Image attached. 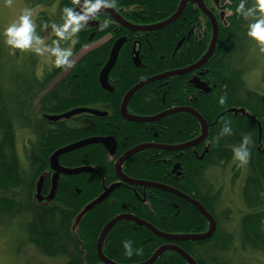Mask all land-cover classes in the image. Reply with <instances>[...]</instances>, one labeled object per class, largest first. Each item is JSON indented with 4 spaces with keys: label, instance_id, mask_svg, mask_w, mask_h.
Wrapping results in <instances>:
<instances>
[{
    "label": "trees",
    "instance_id": "1",
    "mask_svg": "<svg viewBox=\"0 0 264 264\" xmlns=\"http://www.w3.org/2000/svg\"><path fill=\"white\" fill-rule=\"evenodd\" d=\"M66 1L68 0H61L63 3ZM171 1L174 5L177 2V0ZM26 2L33 7L39 2L50 4L52 0H26ZM249 2L250 0H244L245 10ZM240 3L241 0H218L216 47L200 69L201 74L212 86L210 92L195 93L196 98L191 99L188 95L189 90L195 92L196 89L189 84L185 76L174 75L145 85L131 97L128 106L131 113L149 115L172 105H187L197 109L208 124L205 140L184 150L179 157H175L176 152L173 151L147 149L132 158V166L136 169L145 172L148 176L150 171L159 181L168 180V184L197 199L215 218L216 230L210 238L176 242L197 264H223L220 262V254L215 253V250L232 249L234 236L239 237L241 250L264 253V90L247 88L243 78V68L236 66L240 64V58L238 62L233 59L238 53L243 57L249 37L247 34L249 26L245 15L237 11ZM69 5L68 1L67 8H71ZM221 10L224 11L223 19L219 18ZM188 13L193 15V12L188 11ZM45 17H39L36 22L37 36L48 22ZM208 22H206L207 29H204L205 24L201 23L200 46L192 59L186 54V58L182 55L180 61V52L183 50L181 46L172 56L176 41L172 43L168 67H184L197 61L206 52L212 35V28ZM87 42V36L79 38L74 45V52L82 55L95 54L94 51L98 48L90 50L91 45H86ZM105 53L108 54L107 48ZM75 60L73 59L72 64ZM91 60L92 58H87L85 64H88L86 69L90 73L93 71ZM48 79L46 77L43 81H38L32 68L29 75L25 78L21 77L16 86L13 82L18 90L6 94L3 88L6 82H3L0 76V215L21 219L22 225L20 220L18 224L22 226L28 245L34 247L41 256L56 260L50 264H103L97 256L95 245L107 219L117 212L134 213L159 230L170 233H202L208 230L207 219L194 205L172 193L156 188L145 190L144 193L140 190L134 194L124 192L122 206L108 205L103 208L99 204L84 210L85 204H79L82 195L77 194L72 186H68L62 190L61 195L62 199L66 200V204L40 206L34 200L33 192L39 167L48 164L47 142L50 141L53 149L63 144L61 142H65L66 139L70 140L73 135L65 128L59 130L58 137H48L49 132L38 134L41 125L36 119L34 101L40 98L43 92V90L40 92V87L46 85ZM77 80L78 83L73 85L78 86L74 100L69 97L67 91L58 90L55 92V105H52L48 112H61L73 105L71 102L77 104L97 99L99 92L92 74L87 77L85 84L80 78ZM161 82H164V90L156 92L155 86ZM131 86L132 84L126 86L125 90ZM220 97L225 98V103L222 105L219 103ZM225 121H230L232 132L220 135ZM133 124L137 127L144 125L153 128L149 132L138 131L137 141L146 138L164 144H174L188 141L200 134V124L197 119L185 112L168 115L154 123ZM19 128H29L36 135L28 138L24 147V152L26 151L24 164L27 168L23 166V159L19 156L16 146ZM154 132L157 133V137H154ZM244 136L250 138L248 145L250 156L246 163L247 172L241 190L242 201L247 209L239 218L240 222L238 221L237 226L239 231L233 230L234 233H231L221 224L230 219V209L217 213L221 189L207 183L204 175L208 167L217 165L224 167L233 162L232 149L241 143ZM41 139L42 145L38 142ZM87 149H82L84 153L76 154L71 164H67L74 165L73 167L89 165L90 170L96 172L97 169L83 159L87 154L86 157L98 165L100 157L90 155L86 152ZM93 151L103 154L98 152L97 147ZM177 161L181 162L182 174L173 182L172 177L167 173ZM239 171L240 165L234 163L232 178H236ZM128 202L130 204H127ZM124 203L126 204L123 205ZM125 241L132 242L131 256L125 253ZM165 242L166 239L155 235L146 227L121 220L107 233L102 244V253L116 264H137L148 260ZM152 264H188V262L178 252L165 250Z\"/></svg>",
    "mask_w": 264,
    "mask_h": 264
},
{
    "label": "flooded vegetation",
    "instance_id": "2",
    "mask_svg": "<svg viewBox=\"0 0 264 264\" xmlns=\"http://www.w3.org/2000/svg\"><path fill=\"white\" fill-rule=\"evenodd\" d=\"M68 1L70 2L69 6L73 8L74 11L76 12L81 11L83 1L79 5L78 3L74 2V0H68ZM68 1H66V3H63L61 2V0H52V3L50 4L48 2L47 3L39 2L38 4L35 5V6L40 5L42 6L43 9H45L46 6L53 7L51 8V10L49 9V12L40 10V12L38 13V17L36 18V22H37L39 17L42 18L46 16L45 18L48 19V22L46 26L41 29V31L42 32L48 31L52 36L53 40H59V38L53 32L51 25L53 23L57 25H61L64 23L63 9L67 8ZM180 1L181 0H177V2H175L174 5V2L171 0H116L115 8H111L109 9V11L107 10L108 8H101L99 12L95 15V17L89 19L85 24V26L78 33H76L71 39L63 40L60 42V47L62 48L70 47L72 49L73 54L70 57V59L72 60V62L73 59H76L75 63H73L71 66L65 65L61 67H56L54 65L53 56L50 57L51 61L46 60V62H50V64L44 65L42 62L40 69L37 70L36 77L38 81H43V79L46 77L49 79L46 81L47 82L46 85L40 87L41 88L40 92H42L43 90V92L40 94V98L34 101V106L36 107V119L40 122L41 125L40 132L38 134L42 135L43 132L45 133L49 132L48 137L50 136L58 137L59 135L57 134H60L58 133L59 130L65 128V130L73 134L72 136L74 137L71 136L70 140L66 139L65 142L64 141L61 142L63 144L53 149H51L52 145L50 141L47 142L49 145V146L47 145L48 147L46 151V154H48V164L47 165L43 164L42 166L39 167V172L37 173V179L35 181V187L33 192L34 200H36V202L40 206H54V205L66 204V200H63L61 195L63 194L62 190H64V188L68 186H72L73 189L76 190L77 194L82 195L80 196L79 204L82 205L85 204L84 210L99 204L103 208L108 205L118 206L121 205V202L123 200L122 195L124 194V192L128 191L129 193L134 194L135 192L137 193V191L140 190L142 191V193H144L145 190L154 188L143 184L134 183L135 181H141V183L156 182L176 189V187H173L172 185L167 183L168 180L159 181L158 179L153 177L150 171H148L149 173L148 176L145 174V172L136 169L134 166H132L133 165L132 158L135 155H139L141 152L147 149L173 151L176 152L175 157H179L182 154V152L186 149L166 150L157 147H148L131 153L122 162L120 161V159L126 152L130 151L131 149H133L138 145L152 144L156 146H164V145L172 146V145H180L182 143L196 139L201 134V127H200V134L197 137L181 143L164 144L157 142L155 140H148L146 138L141 141H137L136 133L138 131L149 132L153 128L144 125H140L141 127H137L133 123H145V124L154 123L163 119L168 115L160 118L159 120L150 121V122H142V121L140 122L129 118L134 116L150 117L158 113L178 107H188L196 111L197 109L191 106L189 107L187 105L181 106L176 104L167 107L158 113H153L149 115H144V114L139 115V114L131 113L129 111L128 106L130 104V99H131L130 98L125 107L126 116H123L121 105L125 93L140 81L145 80L147 78H151L153 76H157L162 73L184 69L196 63L203 56L202 55L197 61L190 63L189 65H186L184 67H177V68L168 67L170 46L174 41H176V46L180 41L181 43L178 47L175 46L174 50L172 51L173 52L172 56L175 55L176 50L181 46L183 50H181L180 52V61L182 55L183 57L186 58V54H188L190 59H192L196 54V52L198 51V47L200 46L201 23L203 22V24H205L204 29H207V25H206L207 21H209L208 23L211 28L213 26L211 17H209L206 13L202 11V9L199 7L196 1H191V0L187 1L183 10L176 18H174L168 24L164 25V22L169 20L175 14L180 4ZM202 3L204 5L205 10H207V12L215 18L216 23L218 25L217 22L218 0H202ZM188 11L193 12V15L191 13H188ZM185 12H187V14H185ZM219 18L220 19L224 18L223 10L220 11ZM106 21L108 22L107 27H101V25H103ZM42 32L39 34V36L42 34ZM85 36H87V41H88L86 45L89 46L91 45L90 50L98 48L97 50L94 51L96 52L95 54L85 53L82 55L74 52L75 43H77L79 38L82 39ZM115 42H117V44L120 45V48L118 50L115 62L108 72L107 87H103L99 82V74L101 69L105 65L106 61L108 60L110 50L112 49V46L114 45ZM106 48L108 49L107 55L105 53ZM87 58L89 59L92 58L91 63H92L93 71L91 73L90 71L88 72L86 69L88 66V64L85 65L87 62L86 61ZM47 65H49V67H47ZM203 65L185 74H179L180 76H185L189 84L192 85L194 89H196L195 92L194 90H189L188 95L191 99L196 98V94H198V92H204L202 89L198 88L194 83L190 82L192 78L195 77L198 78L200 81L207 83V85L212 89V86L208 83L206 78L201 74L200 69H202ZM90 74L93 75L94 81L96 82V86L98 88L99 93L98 96L96 97L97 99H92V101L88 100V102L86 101L87 103L84 101L78 102L77 104L71 102L73 105H71L70 107H68L67 109L61 112L52 113L47 111L52 105H55L56 91L65 90L67 91L69 97L72 100H74L75 98L74 93L76 91V87L78 86H73V85H76L78 83L77 78H80V81H82L83 84H85L87 77ZM166 78H163L162 80ZM59 84L62 86H59ZM130 84H132V86L129 89L125 90L126 86ZM163 86H164V82L157 84L155 86L157 88L156 92H158L161 89L164 90ZM144 87L145 86H143L142 88ZM153 91H154V87H153ZM136 92H134V94ZM181 100L183 99L181 98ZM78 108H88L94 110L95 112L75 113L68 118H59L56 120H52L48 118L49 116L61 115L65 112ZM180 112H185V111H180ZM174 113H178V112H173L171 114ZM185 113H188L191 116H193L189 112H185ZM26 130L29 132L30 135L28 138H33L36 136L35 133H32V131L29 128H26ZM154 137H157V133L155 132H154ZM38 142L41 145L43 144L42 139L38 140ZM25 145H27V141L24 142V146ZM96 147L98 148V152H101L103 154L94 152L93 149ZM82 149L84 150L87 149L86 152H88L90 155H94V156L97 155L98 157H100L99 158L100 162L98 163V165L94 164V161L92 162L91 160H89L86 157L88 156L87 154L85 155V159H83V160H87L88 164L93 165L94 168L97 169L96 172L91 171L89 165L88 166L80 165L75 167H73L74 165L73 166L68 165L71 164L73 157L76 154L84 153ZM63 155H66L67 157H64ZM103 156H106L107 158L104 159ZM25 158H26V151L24 158L22 157V159L25 161ZM175 164H178L179 166L174 169ZM25 168H27L26 165ZM181 174H182V166H181V162L179 161L173 163L170 172L167 173V175H170L172 177L171 180L173 182L175 179H178V177H180ZM127 179L131 181L133 180V182L131 181L128 182ZM125 204L126 203H124L123 205ZM127 204H130V202H128ZM125 214L137 217L151 224L146 219L139 217L136 214L130 212H117L114 216L107 219V222L116 216L125 215ZM121 220H128V219L124 218ZM130 222L135 223L133 221ZM137 225L141 227H145L143 225H139V224ZM152 226L155 227L154 225ZM155 228L158 229L157 227ZM165 233L186 234V233H170V232H165ZM189 234H199V233H189ZM166 241L167 242H165L161 246L175 245L182 249V247L176 244L177 241H172L168 239H166ZM178 241H184V240H178ZM95 249H96V245H95ZM168 250H172V249H168Z\"/></svg>",
    "mask_w": 264,
    "mask_h": 264
},
{
    "label": "rangeland",
    "instance_id": "3",
    "mask_svg": "<svg viewBox=\"0 0 264 264\" xmlns=\"http://www.w3.org/2000/svg\"><path fill=\"white\" fill-rule=\"evenodd\" d=\"M257 3L258 0H250L248 4L247 9H255L253 15L245 16L248 26L254 23L261 15L260 10L256 7ZM51 8L53 7L46 6V8L43 9L40 5L31 7L26 0H12L11 4L8 3V0H0V63H2L0 76L1 80L6 82V85L3 87L6 94H9L13 90H18L15 86L20 81L19 79L21 77H27L32 68H34V73L37 75V70L40 69L42 62L44 65L50 64V62H46V60L51 61V55L47 52L37 53L34 49H13L5 43L3 29L15 21L24 9L32 10V20L37 29L36 18L38 17V13L40 10L49 12ZM39 37L43 40L44 45L52 46L54 40L48 31H43ZM239 58L240 64H236V66L239 65L243 68L245 86L257 91H263L264 51H261L259 42L252 37H248L247 50L243 57H241V53H238L233 59L235 62H238L237 60ZM47 67H49V65H47ZM29 136V132L26 128L18 129L16 146L19 156L23 158L25 155L24 142H26ZM22 162L25 167L24 160H22ZM234 163L240 165V171L236 178H232ZM246 172V164L241 165L238 161L234 160L224 167L221 165L208 167L204 175V179L207 183L213 184L215 188L221 189V198L217 213L222 210L230 209V219L226 223L222 222L221 224L223 228L231 233L233 230H238L239 218L247 209L241 197V190ZM19 220L22 225L23 222L20 218L0 215V264H31L32 262L33 264H40V262L42 264L52 263L54 260L41 256L34 247L26 243L22 226L18 224ZM234 241L235 242L231 245L232 249L228 251L215 250V253L220 254V262L223 264H264V253L241 250L239 247V237L234 236ZM27 257L29 259H27Z\"/></svg>",
    "mask_w": 264,
    "mask_h": 264
},
{
    "label": "water",
    "instance_id": "4",
    "mask_svg": "<svg viewBox=\"0 0 264 264\" xmlns=\"http://www.w3.org/2000/svg\"><path fill=\"white\" fill-rule=\"evenodd\" d=\"M83 0H80V3ZM188 0H181L180 4L178 6L177 11L175 12V14L167 21L164 22L165 24H168L169 22H171L174 18H176L180 12L183 10L185 4L187 3ZM191 1H196L199 5V7L202 9V11L204 13H206L209 17H211L212 20V35H211V40L209 43V46L206 50V52L203 54V56L194 64H192L189 67H186L184 69H180V70H174V71H170V72H166V73H162L159 74L157 76H153L151 78H147L145 80L140 81L139 83H137L136 85H134L132 88H130L124 95L123 97V101H122V105H121V109H122V114L123 116H126V110L125 107L129 101V99L131 98V96L134 94V92H136L138 89L142 88L143 86L155 81V80H159V79H163L169 76H174V75H179V74H185L187 72H190L192 70H194L195 68L201 67L203 64L206 63V61L211 57V55L213 54L215 47H216V43H217V39H218V25L216 23V20L213 16H211V14H209L207 12V10H205L204 5L202 3V0H191ZM78 3V5L80 4ZM108 8L107 10L109 11ZM181 41L178 43V45L176 47H178L180 45ZM120 48V45L117 44V42L114 43V45L112 46V49L110 50L109 53V57L108 60L106 61L105 65L103 66V68L100 71L99 74V82L103 87H107V76H108V72L111 69V67L113 66L115 59L117 57V53L118 50ZM191 83H194L198 88L202 89L205 93H208L211 88L207 85V83L200 81L198 78H192L190 80ZM180 111H185V112H189L191 113L200 123V127H201V134L193 140H190L188 142L182 143L180 145H164V146H156V145H152V144H142V145H138L136 147H134L133 149H131L130 151L126 152L120 159V161H124L131 153L141 150L143 148H148V147H157V148H162V149H166V150H182V149H187L189 147H192L196 144H198L199 142L203 141L208 133V125L207 122L204 120V118L200 115L199 112H197L196 110H192L188 107H178V108H174V109H170L161 113H158L156 115L153 116H134V117H130L129 119L135 120V121H142V122H150V121H156L159 120L160 118L169 115L173 112H180ZM80 112H90V113H94L95 111L92 109H88V108H78V109H74L68 112H65L61 115H55V116H49V119L52 120H56L59 118H68L71 115L75 114V113H80ZM106 140V139H105ZM80 145V144H78ZM201 157V156H200ZM55 159V157H54ZM120 165V163H119ZM178 164L174 165V169L176 167H178ZM128 182H130L131 180H128ZM133 182V180L131 181ZM134 183H139V184H143L146 186H150V187H154V188H158L164 191H168L170 193H173L181 198H183L184 200L188 201L189 203H191L192 205H194L197 210L207 219L208 221V230L206 232L203 233H199V234H168L165 233L163 231H160L158 229H156L155 227H153L151 224L137 218L131 215H119L116 216L114 218H112L111 220H109L104 227L101 229L97 243H96V253L98 258L100 259V261L103 264H116L114 262H112L111 260H109L108 258H106L104 256V254L102 253V243L104 241V238L107 234V232L112 228V226L118 222L121 219H128L130 221H133L139 225H143L147 228H149L154 234H156L157 236H160L162 238L168 239V240H172V241H178V240H193V241H200V240H205L210 238L213 233L216 230V221L213 218V216L203 207V205L196 199L188 196L187 194L180 192L172 187L166 186L164 184L161 183H156V182H143L141 183V181H135ZM168 249H172L175 250L176 252H178L187 262L188 264H197L196 261L183 249L175 246V245H164L159 247L153 254L152 256L142 262V263H137V264H152L165 250Z\"/></svg>",
    "mask_w": 264,
    "mask_h": 264
},
{
    "label": "clouds",
    "instance_id": "5",
    "mask_svg": "<svg viewBox=\"0 0 264 264\" xmlns=\"http://www.w3.org/2000/svg\"><path fill=\"white\" fill-rule=\"evenodd\" d=\"M80 3V0H74ZM11 4L12 0H8ZM116 0H83L80 12L74 11L73 8H64V23L51 25L53 32L59 38L54 40L52 46L44 45L43 40L35 34V24L32 20V10L24 9L18 18L3 29V36L5 43L13 49H34L37 53H49L54 57V65L56 67L71 66L72 49L60 47V42L71 39L78 33L87 23L89 19L95 17L101 8H115ZM256 7L260 10L261 15L254 23L249 25L248 36L254 38L261 45V51H264V0H258ZM237 11L245 16L253 15L255 9L249 8L245 10L244 0H241ZM106 21L101 27H107ZM44 45V46H37ZM219 103H225V98L220 97ZM232 128L230 121H225L224 127L221 129L220 135L231 134ZM250 138L244 136L238 146L232 149L233 159L238 161L241 165L248 162L250 151L248 145ZM124 249L127 256L133 254V247L131 241L124 242Z\"/></svg>",
    "mask_w": 264,
    "mask_h": 264
}]
</instances>
